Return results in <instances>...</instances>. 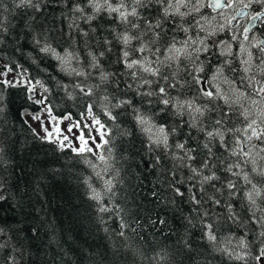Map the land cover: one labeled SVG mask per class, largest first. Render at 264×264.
Segmentation results:
<instances>
[{
  "label": "trees",
  "instance_id": "obj_1",
  "mask_svg": "<svg viewBox=\"0 0 264 264\" xmlns=\"http://www.w3.org/2000/svg\"><path fill=\"white\" fill-rule=\"evenodd\" d=\"M166 2L141 0L134 4L130 0L127 4L126 1V6L134 5L138 14L122 21L108 11L95 10L89 0H32L31 5L23 6H17L19 0H0V69L26 72L53 116L70 115L83 129V117L91 106L92 117L106 128L104 141H107H103L94 154L60 149L39 138L24 121L23 112H37L40 106L30 100L26 87L0 80V196H3L0 199V264H262L264 175H259V171L264 169V151H261L264 141L253 139L247 144V150L252 147L249 158L239 155L234 158L231 152L236 148L237 139L245 138L243 133L234 131L247 126L245 116L240 115L244 112L233 99L227 98L226 102L224 97L215 94L208 99L202 95L207 91L203 89L204 83L215 74L212 72L222 71L229 80L238 82L240 89L244 88L245 74H240L243 71L234 61L233 52L231 61L228 54H219L210 38L199 32L193 34L192 19L168 13ZM77 8H81L80 11H76ZM158 23L160 26L156 27ZM124 32L138 37L127 48L130 59L149 57L152 62H163V66L153 63L154 67L161 68L158 76L141 72L134 79L130 71L124 69L126 49L119 39ZM197 38L206 40V50L193 52L188 58L181 56L174 62L165 59L164 54L171 44L181 47L184 41ZM142 44L146 50L136 51ZM46 45L56 55L40 51ZM64 52L72 56L66 57ZM58 56H64L65 62L56 58ZM94 63L99 67H93ZM194 67L204 71L197 73ZM73 68L83 74L76 75L71 71ZM102 74L107 78L101 79ZM145 79L151 83H144ZM257 86L261 87L259 81ZM160 87L166 88L163 96L158 91ZM89 90L91 94L85 95ZM149 92L154 95H147ZM167 98L172 100L170 105L163 103ZM201 102L205 103V108ZM177 103H190L191 107L178 108ZM196 107L202 109L197 115ZM136 116L147 118L149 124L140 127ZM143 127H151L153 136H159L158 129L163 127L169 136V146L165 149L163 145L158 147L151 143ZM217 128L224 133L225 142L218 136L205 137L206 132ZM177 144H183L184 149L177 148ZM185 153L194 157L189 160ZM99 154L107 157L110 165L101 176L96 175L104 167L98 160ZM251 160L257 164L251 165ZM233 165H238L237 169L232 167L229 171L227 166ZM254 167L258 168V173L252 171ZM193 168L199 170L198 175L193 176ZM246 173L253 183L244 179ZM213 175L216 179L203 181V177ZM105 180H112L111 193L104 191ZM229 183L234 186L229 188ZM176 188L182 196L176 195ZM93 189L101 193L100 202L92 198ZM248 192L252 197L258 196L253 197L254 204L248 201ZM102 206L109 210L101 212ZM209 233L214 240H209ZM241 241H244L243 246Z\"/></svg>",
  "mask_w": 264,
  "mask_h": 264
},
{
  "label": "snow or ice",
  "instance_id": "obj_2",
  "mask_svg": "<svg viewBox=\"0 0 264 264\" xmlns=\"http://www.w3.org/2000/svg\"><path fill=\"white\" fill-rule=\"evenodd\" d=\"M90 3H92V0H89ZM141 2V0H135V3L139 4ZM191 3V0H176L175 4L173 5L172 3H169V9L171 8H175V13L173 14H179L181 17L190 14L191 12H199L200 9L208 7V8H212L213 10H220V9H231L236 7V3L237 0H195V3L191 4V8L189 9L188 13H184L181 12L180 9L181 8H188L189 4ZM25 4L31 5L32 4V0H19V4L17 6H23ZM253 4H257L260 5L261 9H264V0H247V2L242 3V6L240 8H237L236 10V15L232 16V20H236L237 16H246L253 24H255V22L260 21V22H264V10L261 11H254L253 13H248L246 11H244L245 9H249L251 8V6ZM104 5L107 6L108 10L110 12H117L120 15V19L122 21H127L128 16H136L138 13L136 11V8L133 7L131 9V11H128L126 8V5H124L123 3L119 4L117 7H113L108 0H104ZM104 5H100V4H95L94 8L98 11L100 10L101 7H103ZM125 9L124 11H121V9ZM76 11H80L79 8L76 9ZM167 11V10H166ZM199 23V22H197ZM228 23H230V21H228ZM159 23L156 25V27H159ZM149 27H152L151 25H149ZM224 25H221V28H223ZM185 32H187V29H184ZM200 31H207V29L205 28L204 25H200ZM250 31L249 27H245L244 28V39L247 40V33ZM215 34V31H211L208 32V36H212ZM235 38V37H234ZM120 39L122 40L124 46H125V51L123 52V59L125 61V68L127 70L130 71V74L133 76L134 79H136L137 77H139V74L141 72L143 73H147L151 76H158L161 72V68L160 67H154L152 61H150L147 57L144 58H138V59H130V53L127 50L128 46L131 44L133 39H138V37H134L128 34H123ZM199 42L200 47H195V45ZM215 43V41H213V44ZM254 47H258L260 49L261 52H264V42H258L257 44L253 45ZM202 49L206 50V46L204 43V40L202 39H191V40H186L183 43V46L181 47H177L175 43L171 44L168 48H167V56L165 57L166 60L168 61H178L181 56H186V57H191L193 52H199ZM146 50V46L145 45H141L138 49H136V51L139 52H144ZM41 51L43 52H51L53 55H56V53L54 52L53 49H51L49 46H44ZM103 55V53L101 54ZM67 57L72 56L71 53H66ZM58 59H61L62 63L65 62V58L64 57H57ZM93 60L95 61L96 58L93 57ZM156 64H161L163 63L162 61H156ZM93 67H97L98 65L96 63H94L92 65ZM195 71L199 72L202 71V68H195ZM71 71L73 73H75L76 75H82V72L77 71L75 68L71 69ZM107 77L105 75L102 74L101 79H106ZM167 79V78H165ZM144 83H148L150 84L151 81L148 80H144ZM197 82H199L197 80ZM4 83L6 84H10V82L5 81ZM39 83V82H37ZM33 89L29 88V91H32ZM81 91H84L83 89H81ZM258 94L264 93V85H262L261 87H259V89L257 90ZM159 93L163 96L164 94H166V88L165 87H160L159 89ZM91 94V90H89L88 92H85V95H90ZM147 95H154V93L149 92L147 93ZM203 95L205 97H213L214 93L210 92V91H204ZM215 95H222L219 91V89H217V92L215 93ZM240 95H243L242 93ZM226 102H228L227 97H224ZM105 99L107 100V97H105ZM37 103H43V101H37ZM121 103H127L126 101H121ZM163 103L165 105H170L172 103L171 98H167V99H163ZM117 107L119 105H116ZM185 105H180L179 103L177 104L178 108H182ZM188 107H191L190 103L187 105ZM195 111L197 113H199L201 110L199 108L195 109ZM49 114H50V110H49ZM88 114L91 116L92 115V109L91 106H89L88 108ZM107 115H109L110 118L111 114L106 112ZM245 116V120L248 121L247 126L243 129H235L234 131L237 132H242L244 134V140H240L237 139L236 141V148L232 149L231 154L232 155H239L242 158H249L250 157V150H246V146L247 144L252 141L253 139L256 140H261L264 141V128H260L257 124V120L256 119H249V116L247 114V110H245L244 113H242ZM34 119H38V117H33ZM65 119H69V117H65ZM137 123L140 125H147L149 122L148 120H146L143 116H137ZM93 120V126L95 125H99V128L96 129V131L100 132V138L101 140H103L105 133L101 132L100 129H102L104 126L100 123V121L98 119H96L94 116L92 117ZM217 123H219V121H217ZM73 127L76 128H80L79 124H75V125H70L68 128L69 132H72ZM85 128H90L91 126L89 125H84ZM144 131L149 133V140L151 143L157 145L158 147L160 145H163L165 148L168 147L167 144V139H168V134L165 132V129L163 127H160L158 129L159 132V136H153L151 134V127H147L143 129ZM57 133H59V129L55 130ZM45 132L47 134V137H51L52 133L48 132L47 129H45ZM248 133H250V135H248ZM206 135L209 138H215V137H219L221 141L224 140V133L222 131H220L219 129H217L216 131H212V132H207ZM76 139H78L80 141V146L79 148H73L72 150L74 152L77 153H84V152H92V148L88 147V140L85 139V134L83 132V130H81L80 135L76 137ZM63 140H68L67 136L63 137ZM93 143H95V141H93ZM104 143H107V141H104ZM61 147H64L63 141H61ZM97 148H101L102 145L101 144H96ZM177 148L179 149H184V145L183 144H177L176 145ZM205 147L207 148L208 145L205 144ZM110 151V150H109ZM210 151V149H209ZM261 151H264V149H261ZM186 158L191 159L192 157L188 154L185 153ZM98 160L100 161V163L104 166L101 171H97L96 175L97 176H101V173L104 171L108 170V167H110V165L108 164V159L107 157H105L103 154H99L98 155ZM253 164H255V161H252ZM92 167L95 169L96 165H92ZM232 167H238V165H233L231 167H229V171L232 170ZM193 176L198 175L199 174V170L198 169H191ZM253 171H257V169L254 167ZM260 175H264V169H261L259 171ZM212 179H216V177L213 176H205L203 177V181H209ZM244 179L246 181H248L249 183L251 182L247 176V174L244 175ZM234 185L232 183H229L228 187L232 188ZM112 180H105L104 181V191L111 193L112 192ZM255 188V186H253ZM93 191V195L92 198L97 200V202H100L101 200V193L96 192L95 189L92 190ZM176 195H180L182 196L183 193L180 191L179 188L175 189ZM259 194V193H257ZM248 199L250 202H252L253 204L255 203V201L252 198V193L249 192L248 194ZM0 199H3V196H0ZM192 199L196 202L199 203V200H196L195 197H192ZM109 209H107L106 207H101L100 211L104 212V211H108ZM121 227H125V225L121 224ZM121 235H123V233H120ZM261 235H264V233H261ZM215 237L211 235V233H209V240H214ZM241 245H244V241H241ZM0 247H2V245H0ZM262 254H264V249L261 250ZM241 258V257H238Z\"/></svg>",
  "mask_w": 264,
  "mask_h": 264
},
{
  "label": "rangeland",
  "instance_id": "obj_3",
  "mask_svg": "<svg viewBox=\"0 0 264 264\" xmlns=\"http://www.w3.org/2000/svg\"><path fill=\"white\" fill-rule=\"evenodd\" d=\"M175 2H176V0H172L171 3L174 5ZM242 3H243V1L237 2L236 3V7L231 8L230 11L229 10H225L224 12L222 11V12H219L217 14H213L210 18H204L203 21L201 19L200 20L201 24L199 23V27H200V25H205V28L207 29V31H204V32H205V34L207 36H208V32H211V31H216L215 34L219 35L220 33H223L224 30H227V33H229V37L225 38V40L221 44L218 45V49L222 50L224 53H231V51L233 50L234 51V55L235 56L237 55V58L239 57L238 60H240L241 65L243 66V68L244 69L245 68H248V69L251 68V69H249L250 71L248 69L245 70V72L248 75V79L249 80H248V83H246V84L244 82H242V84L244 86L243 89H239L240 86L235 81L227 79L228 78L227 75L223 74L222 72L220 73V71H217L218 73L216 72V76L212 77V79L210 78L211 81L209 80V83L213 86V88L215 90V93L217 92L216 88H218V85H219L218 89L220 90V93L222 94L220 96H222V97L224 96V97H227V98H230V99H233V100L237 101L238 105H240V107H241L242 112H245V110H247V114L249 116V119H256L258 126L260 128H264V114H263L264 113V101H262L260 99L261 95L258 94L257 89H255L256 86H252V83H253L254 80H255L254 82L257 83L259 81V79L264 76V72H262V70L259 69V67L257 66V64H260V61H261V65L264 67V52H261L258 47H254L253 46L254 44L258 43L257 36L253 35V33L248 32L246 34L248 39L247 40L244 39V36H245V33H244L245 24L243 23V21L236 22V20H232L231 19L232 16L235 15L237 8H240V6H242ZM190 8H191V5L188 8H181L180 11L186 13V11L189 10ZM172 13H175V8L174 7L172 8ZM212 17H213V20H212ZM209 20H210V22H209ZM216 20H218V21H216ZM222 21H223V23H222ZM228 21H230V23H228ZM203 22H205V23H203ZM207 22H209V23H207ZM217 25H220V26L218 27ZM221 25H224V27L222 28L223 32L221 31ZM240 25H241V27H240ZM217 32H218V34H217ZM215 34H214V36H215ZM212 36H209V37L211 38ZM254 36H255V39H254ZM224 42L226 43L227 46L225 45ZM244 46H246V47H244ZM250 46H252V48H250ZM222 47H224V48H222ZM242 47H244V48L242 49ZM239 49H240V51H238ZM236 51H238V52L235 54ZM255 52H257V54ZM252 53H254V54H252ZM166 54H167V52H165L164 57L167 56ZM238 55H240V56H238ZM241 55L244 56V58H242ZM255 57H257V58H255ZM258 57H260L259 58L260 60H258ZM245 58H247V59H245ZM245 60L248 61V62H246ZM249 61H251V62L253 61L254 63L253 62L251 63ZM251 64L254 67H251ZM253 64H255V65H253ZM255 70H256V72H254ZM249 72H251V73L248 74ZM220 74H223V76L220 75ZM218 77H219V79L217 80ZM0 80L3 81V82H5V81L10 82V84H8V85L25 86L27 88L30 100L32 99V101H34L35 103H37V101H41V100L43 101V103H38L40 105V110L38 112H32L30 110H24V112H23V118H24L25 122L30 127H32V129L35 131V133L39 137H41L43 140L52 142L55 145H57L59 148H63V149L67 148V149H71L72 150L73 148H79L80 141L78 139H76V137L79 136L81 130H83V132L85 134V139L88 140V147L92 148V152L93 153L96 154L98 152L99 148L96 147V144H101L103 142L104 138H103V140H101L100 132L96 131V129L99 128V125L93 126L92 115L90 116L87 113L83 117V124L91 126L90 128L83 129L81 126H80V128L73 127L72 132H69L68 128H69L70 125H75V124H79L80 125V123L75 121L70 115H66V116H64L62 118H55L53 116V114H52L47 102L45 101L43 95L39 91H37L35 89L32 81L29 79V77H28L26 72H24L23 70H18V71L15 72V71H12V70H10L8 68L0 69ZM219 83L222 84V85H220ZM247 84L249 86H247ZM223 86H225V87L223 88ZM248 87L249 88L253 87V89H249ZM29 88H31L33 90L29 91ZM245 88H246V91L244 90ZM246 92H247V94H246ZM239 93L240 94L242 93L243 97ZM245 94H246V97H245ZM247 97L250 99V101H249V99ZM252 99H255V100H252ZM248 102H251L252 104L248 103ZM49 110H50V114H49ZM34 116L38 117V119H34L33 118ZM65 117H69V119H65ZM45 129H47L48 132L52 133V136L50 138L47 137ZM56 129H59V133H57L55 131ZM100 131L106 133L105 126L102 129H100ZM64 136H67L68 140H63ZM61 141H63L64 147H61ZM93 141H95V143H93ZM256 149L258 150L259 148H256ZM261 262H262V264H264V254H263V257L261 259Z\"/></svg>",
  "mask_w": 264,
  "mask_h": 264
},
{
  "label": "bare ground",
  "instance_id": "obj_4",
  "mask_svg": "<svg viewBox=\"0 0 264 264\" xmlns=\"http://www.w3.org/2000/svg\"><path fill=\"white\" fill-rule=\"evenodd\" d=\"M46 2H47V1H46ZM50 2H51V1H50ZM57 2H58V1H57ZM161 2H162V1H161ZM16 4H17V3H16ZM88 4H89V3L87 2L86 5H88ZM145 5H146V4H145ZM147 7H148V6H147ZM8 8H9V7H8ZM90 8H91V7H90ZM162 8H163V7H162ZM166 8H167V7H166ZM80 9H81V8H80ZM95 10H96V9H95ZM100 10H101V9H100ZM84 11H85V10H84ZM93 12H94V11H93ZM164 13H165V12H164ZM164 13H163V14H164ZM73 15H74V14H73ZM86 15H87V14H86ZM111 15H112V14H110V16H111ZM81 16H82V14H81ZM84 16H85V15H84ZM91 16H92V15H91ZM110 16H109V17H110ZM224 16H225V15H224ZM224 16H223V17H224ZM226 16H227V15H226ZM79 17H80V16H79ZM95 17H96V16H95ZM131 17H132V16H131ZM136 17H137V15H136ZM89 18H90V17H89ZM93 18H94V17H93ZM209 18H210V17H209ZM217 18H218V17H217ZM94 19H95V18H94ZM117 19H118V18H117ZM149 19H150V18H149ZM86 20H87V19H86ZM104 20H105V19H104ZM118 20H119V19H118ZM158 20H159V19H158ZM205 20H206V19H205ZM205 20H204V21H205ZM210 20H211V19H210ZM210 20H209V22H210ZM212 20H213V17H212ZM212 20H211V21H212ZM214 20H215V19H214ZM78 21H80V20H78ZM88 21H89V20H88ZM88 21H87V22H88ZM191 21H192V20H191ZM202 21H203V19H202ZM207 21H208V20H207ZM216 21H218V20H216ZM216 21H215V22H216ZM219 21H220V20H219ZM85 22H86V21H85ZM112 22H113V21H112ZM137 22H138V21H137ZM176 22H177V21H176ZM209 22H207V23H209ZM213 22H214V21H213ZM79 23H80V22H79ZM83 23H84V22H83ZM108 23H109V22H108ZM124 23H125V22H124ZM133 23H134V22H133ZM146 23H147V22H146ZM203 23H205V22H203ZM222 23H223V21H222ZM178 24H179V23H178ZM200 24H201V23H200ZM219 24H220V23H219ZM241 24H242V23H241ZM244 24H245V23H244ZM262 24H263V23H262ZM225 25H226V24H225ZM255 25H256V24H255ZM75 26H76V25H75ZM83 26H84V25H83ZM106 26H107V25H106ZM137 26H138V25H137ZM165 26H166V25H165ZM204 26H205V25H204ZM217 26L219 27L220 25H217ZM259 26H260V25H259ZM166 27H167V26H166ZM240 27H241V25H240ZM254 27H255V26H254ZM261 29H263V28H261ZM261 29H260V30H261ZM118 30H119V29H118ZM219 30H220V29H219ZM222 30H223V29L221 28V31H222ZM229 30H230V29H229ZM93 31H94V30H93ZM152 31H153V30H152ZM217 31H218V30H217ZM221 31H220V32H221ZM79 32H80V30H79ZM215 32H216V31H215ZM222 32H223V31H222ZM262 32H263V31H262ZM80 33H81V32H80ZM118 33H119V32H118ZM124 33H125V32H124ZM164 33H165V32H164ZM230 33H231V32H230ZM263 33H264V32H263ZM100 34H101V33H100ZM102 34H103V33H102ZM125 34H126V33H125ZM217 34H218V32H217ZM220 34H221V33H220ZM238 34H239V33H238ZM259 35H260V34H259ZM101 36H102V35H101ZM213 36H214V35H213ZM215 36H216V34H215ZM241 36H242V35H241ZM256 36H257V35H256ZM119 37H120V36H119ZM119 39H120V38H119ZM200 39H201V38H200ZM254 39H255V36H254ZM257 39H258V37H257ZM176 40H178V38H177ZM202 40H203V39H202ZM233 40H234V39H233ZM117 41H118V40H117ZM205 41H206V40H205ZM75 42H76V41H75ZM83 42H84V41H83ZM222 42H223V41H222ZM225 42H226V41H225ZM225 42H224V43H225ZM230 42H231V41H230ZM234 42H235V41H234ZM37 43H38V42H37ZM55 43H56V42H55ZM105 43H106V42H105ZM122 43H123V42H122ZM205 43H206V42H205ZM238 44H239V43H238ZM240 44H241V43H240ZM243 44H244V43H243ZM162 45H163V44H162ZM166 45H167V44H166ZM212 45H214V44H212ZM225 45H226V43H225ZM229 45H230V44H229ZM229 45H228V46H229ZM236 45H237V44H236ZM62 46H63V45H62ZM97 46H98V45H97ZM167 46H168V45H167ZM206 46H207V45H206ZM226 46H227V45H226ZM234 46H235V45H234ZM241 46H242V45H241ZM1 47H2V46H1ZM23 47H24V45H23ZM178 47H179V46H178ZM231 47H232V46H231ZM237 47H238V46H237ZM244 47H246V46H244ZM244 47H242V49H243ZM41 48H42V47H41ZM50 48H51V47H50ZM70 48H71V47H70ZM89 48H90V47H89ZM222 48H224V47H222ZM225 48H226V47H225ZM240 48H241V47H240ZM250 48H252V46H250ZM250 48H249V49H250ZM57 49H58V48H57ZM122 49H123V48H122ZM226 49H227V48H226ZM226 49H225V50H226ZM69 50H70V49H69ZM165 50H166V48H165ZM216 50H217V49H216ZM235 50H236V49H235ZM40 51H41V50H40ZM60 51H61V50H60ZM63 51H65V50H63ZM123 51H124V50H123ZM156 51H157V50H156ZM221 51H222V50H221ZM232 51H233V50H232ZM238 51H240V49H239ZM238 51H236L235 54H236ZM241 51H242V50H241ZM249 51H250V50H249ZM67 52H68V51H67ZM112 52H113V51H112ZM166 52H167V51H166ZM202 52H203V51H202ZM204 52H205V51H204ZM204 52H203V53H204ZM211 52H213V51H211ZM216 52H217V51H216ZM216 52H215V53H216ZM253 52H254V51H253ZM50 53H51V52H50ZM65 53H66V52H64V54H65ZM120 53H121V52H120ZM196 53H197V52H196ZM208 53H209V52H208ZM240 53H241V52H240ZM240 53H239V54H240ZM250 53H251V52H250ZM255 53L257 54V52H255ZM133 54H134V53H133ZM219 54H220V53H219ZM232 54H233V53H232ZM242 54H243V53H242ZM247 54H248V53H247ZM252 54H254V53H252ZM2 55H3V54H2ZM65 55H66V54H65ZM65 55H64V56H65ZM134 55H135V54H134ZM166 55H167V54H166ZM207 55H208V54H207ZM210 55H211V54H210ZM210 55H209V56H210ZM224 55H226V54H224ZM243 55H244V54H243ZM4 56H5V55H4ZM11 56H12V55H11ZM64 56H63V57H64ZM150 56H151V55H150ZM153 56H154V55H153ZM192 56H193V55H192ZM204 56H205V55H204ZM204 56H203V57H204ZM215 56H216V55H215ZM238 56H240V55H238ZM241 56H242V55H241ZM249 56H250V55H249ZM256 56H257V55H256ZM260 56H261V55H260ZM54 57H55V56H54ZM58 57H60V56H58ZM66 57H67V56H66ZM77 57H79V56H77ZM154 57H155V56H154ZM195 57H196V56H195ZM195 57H194V58H195ZM236 57H237V55H236ZM251 57H252V56H251ZM15 58H17V57H15ZM56 58H57V57H56ZM148 58H149V57H148ZM156 58H157V57H156ZM187 58H188V57H187ZM200 58H201V57H200ZM205 58H206V56H205ZM229 58H230V56H229ZM232 58H233V56H232ZM242 58H244V56H242ZM255 58H257V57H255ZM255 58H254V59H255ZM259 58H260V57H258V59H259ZM17 59H18V58H17ZM65 59H66V58H65ZM133 59H134V58H133ZM202 59H203V58H202ZM219 59H220V58H219ZM226 59H227V58H226ZM234 59H235L234 61H237L236 58H234ZM238 59H239V57H238ZM245 59H247V58H245ZM36 60H37V59H36ZM56 60H57V59H55V61H56ZM149 60H150V59H149ZM163 60H164V59H163ZM211 60H212V59H211ZM255 60H256V59H255ZM6 61H7V60H6ZM46 61H47V60H46ZM77 61H78V60H77ZM182 61H183V60H182ZM182 61H180V63H181ZM214 61H215V60H214ZM225 61H226V60H225ZM229 61H231V58H230ZM229 61H228V62H229ZM234 61H233V62H234ZM245 61H246V60H245ZM245 61H244V62H245ZM4 62H5V61H4ZM61 62H62V61H61ZM61 62H60V63H61ZM69 62H70V61H68V59H67V62H66V63H69ZM173 62H174V61H173ZM202 62H203V61H202ZM210 62H211V61H210ZM228 62H227V64H230V63H228ZM233 62H232V63H233ZM242 62H243V61H242ZM246 62H248V61H246ZM249 62H251V61H249ZM252 62H253V61H252ZM252 62H251V63H252ZM60 63H59V64H60ZM154 63H155V61H154ZM235 63H236V62H235ZM253 63H254V62H253ZM45 64H46V63H45ZM56 64H57V63H56ZM155 64H156V63H155ZM174 64H175V63H174ZM176 64H177V63H176ZM181 64H182V63H181ZM213 64H214V63H213ZM213 64H212V65H213ZM39 65H40V64H39ZM92 65H93V64H92ZM161 65H162V64H161ZM198 65H200V64H198ZM198 65H197V66H198ZM209 65H210V64H209ZM219 65H220V64H219ZM222 65H223V64H222ZM245 65H246V64H245ZM247 65H248V64H247ZM253 65H255V64H253ZM59 66H60V65H59ZM64 66H65V65H64ZM162 66H163V65H162ZM168 66H169V65H168ZM8 67H9V66H8ZM42 67H43V66H42ZM98 67H99V66H98ZM199 67H200V66H199ZM202 67H203V66H202ZM210 67H211V66H209V68H210ZM217 67H218V66H217ZM223 67H224V65H223ZM230 67H231V65H230ZM237 67H238V66H237ZM245 67H246V66H245ZM251 67H254V66H252V64H251ZM57 68H58V67H57ZM61 68H62V67H61ZM194 68H196V67H194ZM194 68H193V70H194ZM197 68H198V67H197ZM207 68H208V67H207ZM207 68H206V69H207ZM213 68H214V67H213ZM215 68H216V67H215ZM220 68H221V67H220ZM220 68H219V70H220ZM9 69H10V68H9ZM31 69H32V68H31ZM83 69H84V68H83ZM124 69H125V67H124ZM172 69H173V68H172ZM217 69H218V68H217ZM246 69H248V68H245V70H246ZM249 69H251V68H249ZM249 69H248V70H249ZM56 70H57V69H56ZM63 70H65V69H63ZM191 70H192V69H191ZM210 70H211V69H210ZM215 70H216V69H215ZM231 70H232V69H231ZM240 70H241V69H240ZM202 71H204V70H202ZM225 71L227 72V70H225ZM228 71H229V70H228ZM236 71L238 72L239 70H236ZM241 71H242V70H241ZM249 71H250V70H249ZM184 72H185V71H184ZM221 72H222V71H221ZM221 72H220V73H221ZM226 72H225V73H226ZM234 72H235V71H234ZM234 72H233V73H234ZM252 72H253V71H252ZM254 72H256V70H255ZM37 73H38V72H37ZM57 73H58V72H57ZM197 73H199V72H197ZM208 73H209V72H208ZM212 73H215V72H212ZM212 73H211V74H212ZM217 73H218V72H217ZM228 73H229V72H228ZM231 73H232V72H231ZM250 73H251V72H249L248 74H250ZM260 73H261V72H260ZM260 73H259V74H260ZM11 74H12V73H11ZM53 74H54V73H53ZM172 74H173V73H172ZM172 74H171V75H172ZM175 74H176V73H175ZM206 74H207V73H206ZM235 74H236V73H235ZM240 74H242V76L244 75L243 72L240 73ZM246 74H247V73H246ZM69 75H70V74H69ZM169 75H170V74H169ZM180 75H181V74H180ZM201 75H203V74H201ZM212 75H213V74H212ZM220 75L223 76V74H220ZM228 75H229V74H228ZM237 75H238V73H237ZM8 76H9V75H8ZM66 76H67V75H66ZM215 76H216V75H215ZM224 76H225V75H224ZM235 76H236V75H235ZM239 76H241V75H239ZM259 76H260V75H259ZM35 77H36V76H35ZM58 77H59V76H58ZM60 77H61V76H60ZM131 77H132V76H131ZM184 77H185V75H184ZM193 77H194V76H193ZM198 77H199V76H198ZM202 77H203V76H202ZM225 77H226V76H225ZM231 77H232V75H231ZM256 77H257V76H256ZM2 78H3V77H2ZM8 78H9V77H8ZM123 78H124V77H123ZM191 78H192V77H191ZM195 78H196V77H195ZM226 78H227V77H226ZM226 78H225V79H226ZM229 78H230V77H229ZM236 78H237V77H236ZM257 78H258V77H257ZM3 79H4V78H3ZM55 79H56V77H55ZM57 79H58V78H57ZM173 79H174V78H172V80H173ZM187 79H188V78H187ZM203 79H204V78H203ZM206 79H207V78L205 77V80H206ZM211 79H212V78H211ZM211 79H210V81H211ZM215 79H216V78H215ZM218 79H219V77L217 78V80H218ZM220 79H221V78H220ZM227 79H228V78H227ZM231 79H232V78H231ZM242 79H244V78H242ZM251 79H252V78H251ZM260 79H261V78H260ZM260 79H259V81H260ZM60 80H61V79H60ZM174 80H176V79H174ZM174 80H173V81H174ZM182 80H183V79H182ZM191 80H192V79H191ZM193 80H194V79H193ZM193 80H192V81H193ZM199 80H200V79H199ZM199 80H198V81H199ZM207 80H208V79H207ZM233 80H235V79H233ZM239 80H240V79H239ZM176 81H177V80H176ZM213 81H214V80H213ZM241 81H242V80H241ZM254 81H255V80H254ZM254 81H253V82H254ZM257 81H258V80H257ZM27 82H28V81H27ZM174 82H175V81H174ZM187 82H188V81H187ZM189 82H190V81H189ZM199 82H200V81H199ZM224 82H225V81H224ZM243 82H244V81H243ZM178 83H180V82H178ZM181 83H182V82H181ZM191 83H193V82H191ZM216 83H217V82H216ZM228 83H229V82H228ZM237 83H238V82H237ZM244 83H245V82H244ZM197 84H198V83H196V85H197ZM219 84H220V83H219ZM234 84H235V83H234ZM245 84H246V83H245ZM31 85H32V84H31ZM172 85H173V84H172ZM172 85H171V86H172ZM216 85H217V84H216ZM220 85H222V84H220ZM63 86H64V85H63ZM214 86H215V85H214ZM247 86H249V85H247ZM258 86H259V85H258ZM258 86H257V87H258ZM261 86H262V85H261ZM96 87H97V86H96ZM215 87H216V86H215ZM224 87H225V86H223V88H224ZM181 88H182V87H181ZM218 88H219V85H218ZM218 88H216V89H218ZM235 88H236V87H235ZM248 88H249V87H248ZM184 89H185V88H184ZM239 89H240V88H239ZM242 89H243V88H242ZM249 89H253V87H251V88H249ZM255 89H256V88H255ZM93 90H94V89H93ZM172 90H173V88H172ZM236 90H237V89H236ZM244 90L246 91V88H245ZM244 90H243V91H244ZM111 91H112V90H111ZM149 91H150V90H149ZM158 91H159V90H158ZM189 91H190V89H189ZM194 91H195V90H194ZM219 91H220V90H219ZM241 91H242V90H241ZM250 91H251V90H250ZM252 91H253V90H252ZM99 92H100V91H99ZM211 92H212V91H211ZM239 92H240V91H239ZM247 92H248V91H247ZM247 92H246V94H247ZM92 93H93V92H92ZM95 93H96V92H95ZM97 93H98V92H97ZM180 93H181V92H180ZM180 93H179V94H180ZM192 93H193V92H192ZM196 93H198V92H196ZM183 94H184V93H183ZM239 94H240V93H239ZM246 94H245V97H246ZM251 94H252V93H251ZM94 95H95V94H94ZM167 95H168V94H167ZM196 95H197V94H196ZM196 95H195V96H196ZM202 95H203V94H202ZM253 95H254V94H253ZM99 96H100V95H99ZM177 96H178V95H177ZM181 96H182V95H181ZM203 96H204V95H203ZM216 96H218V95H216ZM4 97H5V96H4ZM72 97H73V96H72ZM100 97H101V96H100ZM190 97H192V96H190ZM193 97H194V96H193ZM242 97H243V95H242ZM29 98H30V97H29ZM173 98H174V97H173ZM184 98H185V97H184ZM195 98H196V97H195ZM197 98H198V96H197ZM205 98H206V97H205ZM205 98H204V99H205ZM211 98H212V97H211ZM214 98H215V97H214ZM214 98H213V99H214ZM220 98H221V97H220ZM247 98H248V97H247ZM250 98H251V97H250ZM252 98H253V97H252ZM27 99H28V98H27ZM74 99H75V98H74ZM74 99H73V100H74ZM180 99H181V98H180ZM180 99H179V100H180ZM182 99H183V98H182ZM189 99H190V98H189ZM202 99H203V98H202ZM207 99H208V97H207ZM216 99H217V98H216ZM216 99H215V100H216ZM245 99H246V98H245ZM248 99H249V98H248ZM31 100H32V99H31ZM100 100H101V99H100ZM158 100H159V99H158ZM186 100H187V99H186ZM197 100H200V99H197ZM210 100H211V99H210ZM252 100H255V99H252ZM91 101H92V100H90V102H91ZM97 101H99V100H97ZM183 101H184V100H183ZM207 101H208V100H207ZM230 101H231V100H230ZM249 101H250V99H249ZM76 102H77V101H76ZM78 102H79V101H78ZM78 102H77V103H78ZM93 102H94V100H93ZM93 102H92V104H93ZM177 102H178V101H177ZM179 102H180V101H179ZM184 102H185V101H184ZM186 102H187V101H186ZM194 102H195V100H194ZM196 102H197V101H196ZM244 102H245V101H244ZM251 102H252V101H251ZM251 102H248V103H251ZM94 103H95V102H94ZM182 103H183V102H182ZM201 103H202V102H201ZM201 103H200V104H201ZM209 103H210V102L208 101V104H209ZM233 103H234V102H233ZM87 104H88V103H87ZM177 104H178V103H177ZM184 104H185V103H184ZM191 104H192V102H191ZM191 104H190V105H191ZM203 104H204V105H203ZM216 104H217V103H216ZM221 104H222V103H221ZM251 104H252V103H251ZM260 104H261V103H260ZM95 105H96V104H95ZM122 105H124V104H122ZM180 105H181V104H180ZM185 105L187 106V104H185ZM192 105H194V103H193ZM202 105H203V107L205 108V103H202ZM206 105H207V104H206ZM232 105H233V107H234V104H232ZM253 105H254V104H253ZM120 106H121V105H120ZM209 106H210V105H209ZM221 106H222V105H221ZM221 106H219V107H221ZM211 107H212V106H211ZM235 107H236V106H235ZM257 107H258V106H257ZM125 108H126V107H125ZM185 108H186V107H185ZM194 108H195V106H194ZM194 108H193V109H194ZM208 108H210V107H208ZM215 108H216V106H215ZM222 108H224V107H222ZM230 108H231V107H230ZM117 109H118V108H117ZM146 109H147V108H146ZM196 109H197V107H196ZM206 109H207V108H206ZM211 109H212V108H211ZM213 109H214V108H213ZM232 109H233V108H232ZM239 109H240V108H239ZM261 109H262V108H261ZM176 110H177V109H176ZM190 110H191V109H190ZM201 110H202V109H201ZM215 110H216V109H215ZM224 110H225V109H224ZM227 110H228V108H227ZM237 110H238V109H237ZM258 110H259V109H258ZM117 111H118V110H117ZM191 111H192V110H191ZM205 111H208V110H205ZM213 111H214V110H213ZM231 111H233V110H231ZM240 111H241V110H240ZM87 112H88V111H87ZM178 112H179V111H178ZM181 112H183V111H181ZM185 112H186V110H185ZM187 112H188V110H187ZM211 112H212V111H211ZM226 112H227V111H226ZM137 113H138V112H137ZM188 113H191V112H188ZM195 113H196V115H197V112H195ZM209 113H210V112H209ZM218 113H219V112H218ZM220 113H221V112H220ZM220 113H219V114H220ZM233 113H234V112H233ZM132 114H133V113H132ZM177 114H178V113H177ZM191 114H192V113H191ZM191 114H188V115H191ZM210 114H211V113H210ZM235 114H236V113H235ZM238 114H239V113H238ZM241 114H242V113H240V115H241ZM263 114H264V113H263ZM53 115H54V114H53ZM192 115H193V114H192ZM192 115H191V116H192ZM199 115H200V114H199ZM207 115H209V114H207ZM220 115H221V114H220ZM232 115H233V114L231 113V116H232ZM236 115H237V114H236ZM125 116H126V115H125ZM209 116H210V115H209ZM213 116H214V115H213ZM237 116H238V115H237ZM241 116H242V115H241ZM55 117H56V116H55ZM129 117H130V116H129ZM133 117H134V116H133ZM133 117H132V118H133ZM136 117H137V116H136ZM186 117H187V116H186ZM189 117H190V116H189ZM222 117H225V116H222ZM228 117H229V116H228ZM235 117H236V116H235ZM56 118H57V117H56ZM187 118H188V117H187ZM192 118H193V117H192ZM197 118H198V117H197ZM197 118H196V119H197ZM202 118H203V117H202ZM204 118H205V114H204ZM214 118H215V117H214ZM216 118H217V117H216ZM216 118H215V119H216ZM232 118H233V117H232ZM241 118H242V117H241ZM146 119H147V118H146ZM206 119H207V116H206ZM208 119H209V117H208ZM218 119H219V118H218ZM223 119H224V118H223ZM229 119H230V118H229ZM235 119H236V118H235ZM239 119H240V118H239ZM193 120H194V119H193ZM193 120H192V122H193ZM203 120H204V119H203ZM231 120H232V119H231ZM231 120H230V121H231ZM240 120H241V119H240ZM243 120H244V119H243ZM148 121H149V120H148ZM197 121H198V120H197ZM209 121H210V120H209ZM213 121H214V119H213ZM218 121H219V120H218ZM221 121H222V119H221ZM236 121H237V120H236ZM236 121H235V123H236ZM238 121H239V120H238ZM244 121H245V120H244ZM189 122H190V121H189ZM189 122H188V123H189ZM192 122H191V123H192ZM194 122H195V121H194ZM201 122H202V121H201ZM201 122L199 121V124H200ZM206 122H207V120H206ZM202 123H203V122H202ZM207 123H208V122H207ZM213 123H214V122H213ZM226 123H227V122H226ZM232 123H234V122H232ZM239 123H241V122H239ZM148 124H149V123H148ZM182 124H183V123H182ZM203 124H204V123H203ZM210 124H212V123H210ZM221 124H222V123H221ZM224 124H225V123H224ZM229 124H231V123H229ZM137 125H138V124H137ZM150 125H151V124H150ZM161 125H162V124H161ZM161 125H160V126H161ZM184 125H185V122H184ZM191 125H193V124H191ZM215 125H216V123H215ZM218 125H219V124H218ZM227 125H228V123H227ZM233 125H234V124H233ZM241 125H242V124H241ZM139 126L142 127L141 125H139ZM139 126H138V127H139ZM177 126H178V125H177ZM187 126H188V125H187ZM211 126H212V125H211ZM242 126H243V125H242ZM194 127H195V125H194ZM212 127H213V126H212ZM216 127H218V126L216 125ZM226 127H227V126H226ZM236 127H237V126H236ZM244 127H245V126H244ZM31 128H32V127H31ZM156 128H157V127H156ZM181 128H182V127H181ZM191 128H192V127H191ZM205 128H206V127H205ZM224 128H225V126H224ZM134 129H135V128H134ZM143 129H144V127H143ZM217 129H218V128H217ZM217 129H216V130H217ZM240 129H242V127H241ZM194 130H195V129H194ZM203 130H204V129H203ZM216 130H215V131H216ZM137 131H138V130H137ZM176 131H178V130H176ZM181 131H182V130H181ZM184 131H185V130H184ZM204 131H205V130H204ZM231 131H232V130H231ZM133 132H134V131H133ZM140 132H141V131H140ZM189 132H190V131H189ZM204 133H205V132H204ZM206 133H207V132H206ZM241 133H242V132H240V134H241ZM105 134H106V133H105ZM137 134L139 135V133H137ZM148 134H149V133H148ZM190 134H191V133H190ZM232 134H233V133H232ZM234 134H235V133H234ZM178 135H180V134L178 133L177 136H178ZM185 135H186V134H185ZM242 135H243V134H242ZM248 135H250V133H249ZM135 136H136V134H135ZM135 136H134V138H135ZM148 136H149V135H148ZM183 136H184V135H183ZM200 136H203V135H200ZM239 136H240V135H239ZM243 136H244V135H243ZM131 137L133 138V136H131ZM146 137H147V136H146ZM168 137H169V136H168ZM174 137H175V136H174ZM181 137H182V136H181ZM205 137H208V136L206 135ZM205 137H203L204 140H205ZM127 138H128V137H127ZM136 138H137V137H136ZM138 138H139V137H138ZM142 138H143V137H142ZM144 138H145V137H144ZM148 138H149V137H148ZM148 138H147V139H148ZM182 138H183V137H182ZM182 138H181V139H182ZM192 138H194V137L192 136ZM199 138H200V137H199ZM203 138H202V139H203ZM217 138H219V137H217ZM236 138H237V137H236ZM238 138H239V137H238ZM240 138H241V137H240ZM207 139H209V138H207ZM129 140H130V139H129ZM132 140H133V139H132ZM167 140L169 141V138H168ZM242 140H243V139H242ZM147 141H148V140H147ZM174 141H176V140H174ZM187 141H188V140H187ZM187 141H186V142H187ZM189 141H190V140H189ZM200 141H201V140H200ZM212 141H213V140H212ZM215 141H216V140H215ZM257 141H258V140H257ZM193 142H194V141H193ZM201 142H202V141H201ZM219 142H220V141H219ZM223 142H225V141H223ZM148 143H149V142H148ZM171 143H172V142H171ZM182 143H183V142H182ZM194 143H195V142H194ZM197 143H198V141H197ZM204 143H205V142H204ZM206 143H207V142H206ZM209 143H210V142H209ZM209 143H208V144H209ZM217 143H218V142H217ZM261 143H263V141H262ZM121 144H122V143H121ZM129 144H131V143H129ZM226 144H227V143H226ZM151 145H152V144H151ZM198 145H199V144H198ZM214 145H215V144H214ZM214 145H213V146H214ZM217 145H218V144H217ZM263 145H264V144H263ZM135 146H136V145H135ZM161 146H162V145H161ZM168 146H169V145H168ZM171 146H172V145H171ZM174 146H175V145H174ZM188 146H189V145H188ZM191 146H192V145H191ZM191 146H190V147H191ZM209 146H210V145H209ZM218 146H219V145H218ZM220 146H221V145H220ZM220 146H219V147H220ZM225 146H226V145H225ZM227 146H228V144H227ZM211 147H212V146H211ZM228 147H229V146H228ZM138 148H139V147H138ZM164 148H165V147H164ZM164 148H162V150H163ZM169 148H170V147H169ZM171 148H172V147H171ZM203 148H204V147H203ZM203 148H202V149H203ZM216 148H217V147H216ZM216 148H215V149H216ZM225 148H226V147H225ZM232 148H233V146H232ZM234 148H235V147H234ZM249 148H250V146H249ZM251 148H252V147H251ZM251 148H250V151H251ZM135 149H136V147H135ZM160 149H161V148H160ZM165 149H166V148H165ZM175 149H176V147H175ZM194 149H195V148H194ZM196 149H197V148H196ZM199 149H201V148H199ZM155 150H156V149H155ZM204 150H205V148H204ZM207 150H208V149H207ZM246 150H247V149H246ZM134 151H135V150H134ZM152 151H153V150H152ZM156 151H157V150H156ZM158 151H159V150H158ZM165 151H166V150H165ZM176 151H177V150H176ZM178 151H180V150H178ZM192 151H193V149H192ZM211 151H212V150H211ZM216 151H217V150H216ZM220 151H221V150H220ZM130 152H131V151H130ZM159 152H160V151H159ZM193 152H194V151H193ZM195 152H196V151H195ZM204 152H205V151H204ZM114 153H115V152H114ZM127 153H128V152H127ZM154 153H155V152H154ZM175 153H177V152H175ZM197 153H198V152H197ZM212 153H214V152H212ZM221 153H222V152H221ZM147 154H148V153H147ZM152 154H153V153H152ZM177 154H178V153H177ZM252 154H253V153H252ZM148 155H150V154H148ZM158 155L160 156V154H158ZM164 155H165V154H164ZM168 155H169V154H168ZM146 156H147V155H146ZM146 156H145V158L148 157V156H147V157H146ZM150 156H151V155H150ZM171 156H172V155H171ZM173 156H174V155H173ZM176 156H177V155H176ZM233 156H234V155H233ZM235 156H236V155H235ZM235 156H234V158H235ZM250 156H251V155H250ZM253 156H255V155H253ZM253 156H252V157H253ZM256 156H259V155H256ZM157 157H158V156H157ZM160 157H161V156H160ZM166 157H167V156H166ZM168 157H169V156H168ZM184 157H185V156H184ZM191 157H194V156H191ZM260 157H261V156H260ZM179 158H180V157H178V159H179ZM232 158H233V157H232ZM239 158H240V157H239ZM180 159H182V158H180ZM183 159H184V158H183ZM236 159H238V158H236ZM236 159H235V160H236ZM253 159H254V157H253ZM258 159H259V158H258ZM258 159H255V160H258ZM116 160H117V159H116ZM127 160H128V159H127ZM163 160H164V159H163ZM189 160H190V159H189ZM189 160H188V161H189ZM218 160H219V159H218ZM235 160H234V161H235ZM246 160H247V159H245V161H246ZM125 161H126V160H125ZM214 161H216V160H214ZM251 161H253V160H251ZM262 161H263V159H262ZM230 162H233V161H230ZM240 162H241V161H240ZM263 162H264V161H263ZM263 162H262V163H263ZM115 163H116V162H115ZM123 163H124V162H123ZM182 163H183V161H182ZM212 163H213V162H212ZM218 163H219V162H218ZM224 163H225V162H224ZM233 163H234V162H233ZM238 163H239V162H238ZM248 163H249V162H248ZM248 163H246V164H248ZM180 164H181V163H180ZM209 164H210V163H209ZM213 164H214V163H213ZM252 164H253V163H251V165H252ZM256 164H257V163H256ZM256 164H255V165H256ZM121 165H122V164H121ZM183 165H184V164H183ZM186 165H187V164H186ZM186 165H185L184 167H186ZM238 165H240V164H238ZM251 165L249 164V166H251ZM258 165H259V164H258ZM258 165H257V166H258ZM112 166H113V165H112ZM257 166H256V167H257ZM260 166H261V165H260ZM260 166H258V168H259ZM263 166H264V164H263ZM180 167H181V166H180ZM184 167H183V168H184ZM223 167H225V166L223 165ZM252 167H253V166H252ZM133 168H134V167H133ZM225 168H226V167H225ZM227 168H229V167L227 166ZM235 168H236V167H235ZM248 168H249V167H248ZM250 168H251V167H250ZM258 168H257V169H258ZM181 169H182V168H181ZM221 169H222V168H221ZM236 169H237V168H236ZM245 169H246V168H245ZM260 169H261V168H260ZM118 170H120V169L118 168ZM126 170H127V169H126ZM213 170H214V169H213ZM238 170H239V169H238ZM120 171H121V170H120ZM128 171H129V170H128ZM218 171H219V169H218ZM226 171H227V170H226ZM249 171H250V170H249ZM252 171H253V170H252ZM180 172H181V171H180ZM188 172H189V171H188ZM214 172H215V171H214ZM224 172H225V171H224ZM246 172H247V170H246ZM254 172H255V171H254ZM255 173H256V172H255ZM255 173H254V175H255ZM257 173H258V170H257ZM183 174H184V173H183ZM246 174H247V173H246ZM220 175H221V174H220ZM250 175H251V174H250ZM259 175H260V174H259ZM259 175H258V176H259ZM182 176H183V175H182ZM191 176H192V175H191ZM262 176H263V175H262ZM255 177H256V176H255ZM184 178H185V177H184ZM220 178H222V177H220ZM248 178L250 179V177H248ZM261 178H263V177H261ZM254 179H255V178H254ZM254 179H253V180H254ZM257 179H258V178H257ZM259 179H260V178H259ZM259 179H258V180H259ZM181 180H182V178H181ZM259 181H260V180H259ZM251 182H252V181H251ZM256 182H257V181H256ZM256 182H254L255 185H256ZM248 183H249V182H248ZM248 183H247V185H248ZM252 183H253V182H252ZM258 183H259V182H258ZM260 183H262V180L260 181ZM189 184H190V183H189ZM189 184H188V186H189ZM191 184H192V183H191ZM208 184H209V183H208ZM244 184H245V183H244ZM249 185H250V184H249ZM197 186H198V185H197ZM252 186H253V185H252ZM261 186H262V185H261ZM194 187H195V185H194ZM198 187H199V186H198ZM249 187H251V186H249ZM258 187H259V186H258ZM258 187H257V188H258ZM263 187H264V185H263ZM183 188H184V187H183ZM185 188H187V187L185 186ZM239 188H240V187H239ZM252 188H253V187H252ZM192 189H193V188H192ZM196 189H197V188H196ZM199 189H201V187L198 188V190H199ZM202 189H203V188H202ZM254 189H255V188H254ZM259 189H260V188H259ZM194 190H195V189H194ZM242 190H243V189H242ZM250 190H251V189H250ZM250 190H249V191H250ZM150 192H151V191H150ZM257 192H258V191H257ZM175 193H176V192H175ZM240 193H241V191H240ZM244 193H246V192H244ZM244 193H243V195H244ZM248 193H249V192H248ZM259 193H260V192H259ZM262 193H263V192H262ZM149 194H150V193H149ZM257 195H259V194H257ZM196 197H197V196H196ZM246 197H248V196H246ZM253 197H256V196L254 195ZM253 197H252V198H253ZM176 198H177V197H176ZM244 198H245V197H244ZM244 198H243V199H244ZM256 198H258V196H257ZM262 198H263V197H262ZM247 199H248V198H247ZM254 199H255V198H254ZM263 199H264V198H263ZM245 200H246V199H244V201H245ZM258 200H259V199H258ZM242 201H243V200H242ZM246 201H247V200H246ZM246 201H245V202H246ZM248 201H249V200H248ZM262 201H263V200H262ZM239 202H240V199H239ZM249 202H250V201H249ZM249 202H247V203H249ZM90 203H91V201L89 202V204H90ZM235 203H236V202H235ZM240 204H241V202H240ZM245 204H246V203H245ZM233 205H234V204H233ZM257 205H258V204H257ZM261 205H262V202H261ZM250 207H251V206H250ZM235 208H236V207H235ZM239 208H240V207H239ZM233 209H234V208H233ZM259 209H260V208H259ZM261 209L263 210V208H261ZM261 209H260V210H261ZM234 210H236V209H234ZM242 212H243V211H242ZM245 212H246V211H245ZM251 212H253V211H251ZM88 213H89V212H88ZM253 213H254V212H253ZM257 214H258V213H257ZM247 218H248V216H247ZM250 218H251V217H250ZM263 218H264V217H263ZM143 220H144V219H143ZM259 220H260V219H258V221H259ZM262 220H263V219H262ZM252 221H253V219H252ZM252 221H251V222H252ZM254 221H255V220H254ZM142 222H143V221H142ZM261 227H262V226H261ZM250 228H251V227H250ZM244 231H245V230H244ZM241 232H242V231H241ZM247 232L249 233V231H247ZM243 233H245V232H243ZM245 240H247V239H245ZM255 242H256V241H255ZM2 243H3V242H2ZM258 246H259V245H258ZM260 246H262V245H260ZM253 247H255V246H253ZM259 248H260V247H259ZM261 250H262V249H261ZM217 255H219V254H217ZM217 255H216V256H217ZM213 258H214V257H213ZM218 258H219V257H218ZM250 260H251V259H250ZM218 261H220V260H218ZM252 264H253V263H252Z\"/></svg>",
  "mask_w": 264,
  "mask_h": 264
},
{
  "label": "flooded vegetation",
  "instance_id": "obj_5",
  "mask_svg": "<svg viewBox=\"0 0 264 264\" xmlns=\"http://www.w3.org/2000/svg\"><path fill=\"white\" fill-rule=\"evenodd\" d=\"M239 0H237V2H238ZM243 3H245V1L243 0ZM253 5H255L256 7H255V9L253 8V7H251V8H249V9H245L246 11H248L249 13H253L254 12V10L255 11H258V10H256V8H259V11H261V10H264V9H261V7H260V5H257V4H253ZM241 7V6H240ZM263 23V24H262ZM256 24V25H255ZM254 24V26H253V29H254V31L255 32H257V34L259 33V34H261V33H263L264 32V22H260V21H257L256 23ZM260 25V26H259ZM261 28H263V29H261ZM261 29V30H260ZM261 31H263V32H261ZM258 34V35H259ZM259 36H261V35H259ZM262 36H264V34L262 35Z\"/></svg>",
  "mask_w": 264,
  "mask_h": 264
}]
</instances>
